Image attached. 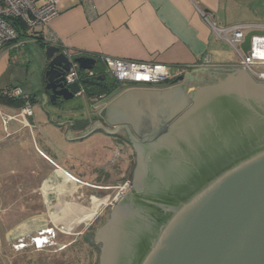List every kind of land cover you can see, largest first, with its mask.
<instances>
[{
	"label": "water",
	"instance_id": "obj_1",
	"mask_svg": "<svg viewBox=\"0 0 264 264\" xmlns=\"http://www.w3.org/2000/svg\"><path fill=\"white\" fill-rule=\"evenodd\" d=\"M246 35L244 54L251 49ZM45 90L54 106L94 96L105 78L69 84L72 62L45 48ZM91 72L97 60L74 59ZM224 78L188 92L131 89L106 109L119 125L142 117L172 120L156 139L136 147L131 187L94 233L98 264H264V82L233 67ZM177 90V92L175 91ZM108 133V131H107ZM114 134V132H109Z\"/></svg>",
	"mask_w": 264,
	"mask_h": 264
},
{
	"label": "crops",
	"instance_id": "obj_2",
	"mask_svg": "<svg viewBox=\"0 0 264 264\" xmlns=\"http://www.w3.org/2000/svg\"><path fill=\"white\" fill-rule=\"evenodd\" d=\"M57 9L58 16L50 22L45 34H40L43 40L57 41L64 50L91 57L154 63L173 70L179 67L181 76L187 78L191 87L213 82L221 73L237 67L241 56L244 55L241 47L239 54L226 42L217 39L201 11L224 26L247 25L246 35L252 32L264 33V0H59ZM47 46L49 45L45 41H31L18 50L6 47L0 51L2 52L0 94L5 89L21 88L30 96L33 109V116L25 117L22 112L24 105L6 104L0 101V123L8 130V133L0 138V145L4 141L11 142L4 149L1 146L0 151L22 150L24 143L29 141L32 142L30 147L35 154L44 153L40 149L38 138L49 149L62 151L60 145L56 143L59 138H49L42 133L40 129L42 125L50 126L57 132L64 130L73 133L74 140H84V136L88 133L99 132L103 127L99 120L100 116L86 113L77 119L73 117L72 111L67 110L69 105L58 107L51 103L45 90ZM11 53L15 55H10ZM100 63L105 69L104 63L102 61ZM140 89L160 91L163 88ZM125 91L127 89H120L113 95ZM84 98L91 105L90 98ZM107 129V135L113 139L112 134L109 133H112V130L108 127ZM25 131H30L31 135L27 133L24 136ZM100 137L101 135L98 134L90 140ZM116 143L115 139L111 140L112 145ZM44 155L49 157L47 154ZM126 160L129 162V158ZM123 166L127 170L130 169L129 164ZM57 175L55 180L52 177L42 180L44 202L41 205H52L56 200L52 198L50 202L48 201L47 187L55 188L60 184L63 189L72 191V185L68 186V183H65L68 177L73 180V185L78 186V192L87 190L88 187L101 189L68 171ZM109 184L108 190L114 187ZM112 199L113 197L108 193L102 195L101 200L104 201L102 209ZM0 205L2 207L0 219L3 221L5 219L7 223L8 218L5 216L11 213V210L5 205L14 208V212L18 202ZM100 210L101 208L98 210L99 213L102 212ZM13 212L12 215L17 216ZM27 219L31 223V228L24 233H31L35 227H38L40 221L34 216ZM12 221L23 223L16 218ZM4 227L8 229L7 224ZM18 227L16 225L10 232L6 229V232L22 233Z\"/></svg>",
	"mask_w": 264,
	"mask_h": 264
},
{
	"label": "rangeland",
	"instance_id": "obj_3",
	"mask_svg": "<svg viewBox=\"0 0 264 264\" xmlns=\"http://www.w3.org/2000/svg\"><path fill=\"white\" fill-rule=\"evenodd\" d=\"M1 54L2 52L0 57ZM113 100L110 99L108 102ZM67 104L69 105L67 110L72 111L73 117L77 119L86 113L101 117L102 109L106 106L105 104H102L103 107L99 104L89 105L84 97H78ZM40 129L49 138H59L56 143L60 145L62 151L49 149L39 138L38 144L44 153L39 154L36 149L38 154H35L30 147L32 142L29 141L24 143L22 150L0 151V204L18 202L14 212V208L5 205L11 210V213L5 216L8 218L7 223L5 219L4 221L0 219V264H98L100 249L97 250L99 253L94 252L95 249L89 248L86 239L92 238L96 228L108 220V212L97 217L98 210L100 208L102 210L101 206L104 203L101 200L102 195L108 193L115 198L122 191H128L127 183L132 180L136 158L130 157L127 162L126 153L121 154L120 147L111 144L114 138L107 135L108 129L104 126L99 132L88 133L84 136V140H74L73 133L64 130L57 132L50 126L42 125ZM40 129L38 128L37 131ZM7 133L8 130L0 123V138ZM27 133L31 135L30 131L23 132V135L26 136ZM98 134L101 135L100 138L90 140ZM10 143L4 141L0 147L4 149ZM126 163L130 165V171L127 172L125 171L127 168L123 166L127 165ZM66 171L101 189L88 187L87 190L78 192L73 187H71L72 191L63 189L62 185L58 184L55 188L51 186L52 188L46 189L48 201L50 202L52 198L56 199L54 204L41 205L44 202L42 180L46 177L55 180L58 177L56 174H65ZM108 184L114 187L108 190ZM96 205L99 206L97 209ZM90 208L96 209L95 212ZM1 209L0 205V211ZM12 212L17 216H13ZM33 216L39 218L38 227H35L31 233H24L31 228L27 218ZM14 218L22 220L23 223L12 221ZM5 224L8 229L4 227ZM16 225L22 233L6 232V229L10 232ZM34 225L36 226V222ZM54 225L57 227L55 233H43V229ZM86 230L89 232L84 233ZM36 237L44 238L45 243L36 246L33 242Z\"/></svg>",
	"mask_w": 264,
	"mask_h": 264
},
{
	"label": "built area",
	"instance_id": "obj_4",
	"mask_svg": "<svg viewBox=\"0 0 264 264\" xmlns=\"http://www.w3.org/2000/svg\"><path fill=\"white\" fill-rule=\"evenodd\" d=\"M58 3L59 0H0V51L6 47L18 50L31 41H45L48 45L60 48L61 52L71 60L72 66L67 75V80L69 84H72L79 81L82 72L74 59L83 55L64 50L57 41L43 40L40 35L41 33L45 34L50 22L58 16ZM201 14L217 39L226 42L240 54V47L246 37L247 25L224 26L205 12L201 11ZM23 28L26 29L25 35H21L20 32ZM93 58L96 60L100 58L105 65L106 73L122 85L123 89L162 86L174 82L182 75L179 67L173 70L170 67L154 63L111 57ZM237 67L249 72L257 81L264 82V34H256L252 37L251 49L247 54L241 56ZM84 73L91 77L94 72ZM2 94L11 99H23L25 101L22 108L23 114L25 117L33 116L31 98L21 88L5 89ZM43 239L36 237L33 242L36 246H40L45 243ZM39 241H43V243H39Z\"/></svg>",
	"mask_w": 264,
	"mask_h": 264
},
{
	"label": "flooded vegetation",
	"instance_id": "obj_5",
	"mask_svg": "<svg viewBox=\"0 0 264 264\" xmlns=\"http://www.w3.org/2000/svg\"><path fill=\"white\" fill-rule=\"evenodd\" d=\"M224 75H227V74L226 73H223V74L221 73L211 83H214L219 78H224ZM91 77H98V75H96L95 72H94ZM101 77H103V76H101ZM81 79H82V76L80 75L79 81ZM105 82H106V80H105ZM104 83H102L100 86H97L95 88V94H94V96H90V97L84 96V97L90 98V100H91V103L90 104H92V105H95V104H99V105H102V104L104 105L105 104L106 105V106H104L105 109L104 108L102 109V116H101V118H99L101 124L104 127H106V128L107 127L110 128L112 130V132H114V134L112 135V137L117 141L116 145L118 147H120V150H121L120 153L121 154L123 152H125L126 153V158H130V157L136 158L137 150H136V147H135V145H134V143H133V141H132V139L130 137V134H129V131L127 130V128H129V130H131V132L137 137V139L141 143H145V142H149L151 140L156 139L162 132L165 131V128L168 127L172 123V121L174 119L168 121V120H165L164 117H161L159 119L160 124L157 125L151 118H148V117H145L144 116V117L140 118L134 124H129L128 127L125 126V125H119V122H118L117 119L113 118L112 116H109L106 113V109L122 93L119 94V95L117 94L116 97H115V95H111V96L98 95L97 94V89L100 88ZM172 84H173V82L172 83H169V84H166V85H162L161 88H163L162 90H168V89H173V88H179L177 90L183 89V88H180L181 87V84H178V85H175V86H173ZM187 84H189L188 81L186 82V86L184 87V89L187 92L189 90H191V89H195V88L199 87V86L194 87L193 85L191 87L190 84H189L190 86L188 87ZM207 84H209V83H207ZM177 90H175V91L177 92ZM110 99H114V100L112 102H108V101H110ZM103 105L101 107H103ZM135 167H136V164H135L134 169H133V172H132L133 175H134ZM127 171H130V169L129 170H126V172ZM132 180H133V176H132ZM132 180L127 183V185H128L127 190L131 187ZM125 192H127V191L126 190L124 192L122 191L115 198H113L111 200V202H109L101 210L102 212L99 213V214H97V217H100V216L106 214V212H108V219H109L110 213H111V210H112L113 206L115 205V203H117L120 200L119 197H122L125 194ZM102 226H99L98 228H96V230L99 229ZM56 228L57 227L54 225L51 228L43 229V233H55L56 230H57ZM95 231H94V233H95ZM86 232H87V230L84 233H86ZM100 248H101V246L99 245V249ZM99 256H100V254H99ZM98 263H99V260H98Z\"/></svg>",
	"mask_w": 264,
	"mask_h": 264
},
{
	"label": "trees",
	"instance_id": "obj_6",
	"mask_svg": "<svg viewBox=\"0 0 264 264\" xmlns=\"http://www.w3.org/2000/svg\"><path fill=\"white\" fill-rule=\"evenodd\" d=\"M21 32V35H25L26 33V29H22L20 30ZM79 55H83V56H86L85 54H79ZM97 67L95 69V74L98 75V76H103L105 79H106V82L100 87L97 89V94L98 95H106V96H111L113 94H115L116 92H118L120 89H123L122 85H120L118 82H116L114 79H112L105 71L104 68H102V64L100 63L101 60L100 58L97 59ZM81 76L82 78H85L87 77V74L84 73L83 71L81 72ZM226 75H224L225 77ZM0 101L3 102V103H6V104H20V105H24V100L23 99H11V98H8V97H5L2 92L0 94ZM89 231H87L86 233H88ZM88 240L87 242L89 243V248L90 249H95L94 252H96L97 250H99V247L98 245H96L95 241H94V236H92V238L90 239H86ZM85 240V241H86ZM86 242V243H87ZM99 253V251H97ZM91 253V252H90ZM93 254V252H92Z\"/></svg>",
	"mask_w": 264,
	"mask_h": 264
},
{
	"label": "bare ground",
	"instance_id": "obj_7",
	"mask_svg": "<svg viewBox=\"0 0 264 264\" xmlns=\"http://www.w3.org/2000/svg\"><path fill=\"white\" fill-rule=\"evenodd\" d=\"M67 179H68V180H67V181H68V185H70V186L72 185L71 187H73V189H76V190L78 191V186H75V184L73 185V183H74L73 180H72L71 178H69V177H68ZM70 182H71V183H70ZM65 183H66V182H65ZM71 201L75 202L73 199H71ZM96 202H97V201H96ZM76 203H77V202H76ZM78 206H79V205H78ZM97 207H99V206L96 205V209H97ZM96 209H95V210H96ZM88 210H89V209H88ZM90 210H91L92 212H95V210H93V209H91V208H90ZM83 217H85V216H83ZM86 218H87V217H86ZM39 243H43V241H39Z\"/></svg>",
	"mask_w": 264,
	"mask_h": 264
}]
</instances>
